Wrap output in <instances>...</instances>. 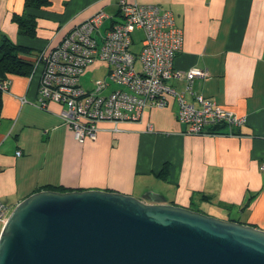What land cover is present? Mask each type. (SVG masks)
Returning a JSON list of instances; mask_svg holds the SVG:
<instances>
[{"label": "crops", "instance_id": "1", "mask_svg": "<svg viewBox=\"0 0 264 264\" xmlns=\"http://www.w3.org/2000/svg\"><path fill=\"white\" fill-rule=\"evenodd\" d=\"M127 1L169 11L182 32L174 71L206 74L189 90L184 78L167 84L188 103L196 105L201 95L245 123L185 134L170 100L164 108H144L135 121L100 122L96 140L78 142L60 120V104L38 106L39 71L11 75L0 110V201L14 208L43 190L154 193L168 204L264 230V0ZM49 2L29 12L36 27L27 37L13 18L24 0H0V37L25 47L29 53L20 57L28 62L99 10L109 16L102 31L120 20L118 0Z\"/></svg>", "mask_w": 264, "mask_h": 264}, {"label": "water", "instance_id": "2", "mask_svg": "<svg viewBox=\"0 0 264 264\" xmlns=\"http://www.w3.org/2000/svg\"><path fill=\"white\" fill-rule=\"evenodd\" d=\"M0 264H264V230L104 190H43L0 232Z\"/></svg>", "mask_w": 264, "mask_h": 264}, {"label": "built area", "instance_id": "3", "mask_svg": "<svg viewBox=\"0 0 264 264\" xmlns=\"http://www.w3.org/2000/svg\"><path fill=\"white\" fill-rule=\"evenodd\" d=\"M120 20L101 28L109 16L102 10L73 26L62 40L49 50H41L32 59L31 75L39 71L38 106L48 101L61 105L60 120L72 132L74 140L94 141L100 122L118 123L138 120L146 107L164 108L176 101L177 120L185 134H205L207 128L224 125L229 131L245 123V118L195 96L188 103L167 81L184 78L190 89L194 78L206 74L191 68L176 72L173 60L181 50L182 32L169 11L157 5L118 0ZM143 34L141 51L131 52V34ZM96 62L105 64L103 78L81 85L84 70ZM9 80L0 81L7 92ZM151 130V126H148ZM20 155V151L16 152ZM12 208L0 201V232Z\"/></svg>", "mask_w": 264, "mask_h": 264}, {"label": "trees", "instance_id": "4", "mask_svg": "<svg viewBox=\"0 0 264 264\" xmlns=\"http://www.w3.org/2000/svg\"><path fill=\"white\" fill-rule=\"evenodd\" d=\"M49 0H24L23 12L19 16L13 17L18 33L23 36H35V19L29 12L39 10L49 5ZM28 54L29 51L13 41L6 35L0 37V81L8 80L11 75L28 76L31 74L32 61L21 59V54ZM2 91L0 90V110L2 105ZM189 209L198 211L193 206Z\"/></svg>", "mask_w": 264, "mask_h": 264}, {"label": "rangeland", "instance_id": "5", "mask_svg": "<svg viewBox=\"0 0 264 264\" xmlns=\"http://www.w3.org/2000/svg\"><path fill=\"white\" fill-rule=\"evenodd\" d=\"M142 38H143V34L139 30H135L131 34L132 44L130 46V50L135 55H138L140 53V51H141ZM92 66L87 67L84 70V72H83V74L81 76V81L82 82H86V81L88 82L90 80H95V79H98V78L102 77V75L104 73V70H105V64L101 63V62H96ZM89 86H90V83H89ZM85 88H86V86H85ZM209 216H212V215H209ZM213 217H215V216H213ZM215 218H217V217H215Z\"/></svg>", "mask_w": 264, "mask_h": 264}]
</instances>
